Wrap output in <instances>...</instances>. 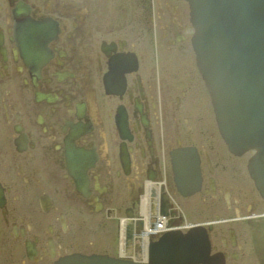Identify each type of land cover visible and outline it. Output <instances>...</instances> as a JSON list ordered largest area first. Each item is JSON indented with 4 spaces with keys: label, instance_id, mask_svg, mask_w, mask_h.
Returning <instances> with one entry per match:
<instances>
[{
    "label": "flooded vegetation",
    "instance_id": "obj_1",
    "mask_svg": "<svg viewBox=\"0 0 264 264\" xmlns=\"http://www.w3.org/2000/svg\"><path fill=\"white\" fill-rule=\"evenodd\" d=\"M100 1L0 0V264H54L73 254L113 252L117 219L140 218L145 181L164 175L162 156L178 146L198 155L200 197L220 219L213 227L220 264H264V199L254 184L224 185L218 177L221 168L230 170L228 158L250 183L252 153L235 155L222 139L196 65L191 24L189 40L180 29L168 38L180 45L179 55L163 61L157 39L147 66L138 41L116 34L125 12L119 28L102 24L110 5ZM124 1L138 7L129 24L139 34L156 33L162 14L159 25L172 34L170 0ZM116 55L120 66L111 64ZM182 59V75L160 72ZM168 176V211L182 224L190 197L171 171ZM222 202L235 212L226 219ZM221 223L228 224L217 228ZM101 238L109 247L98 251Z\"/></svg>",
    "mask_w": 264,
    "mask_h": 264
},
{
    "label": "water",
    "instance_id": "obj_2",
    "mask_svg": "<svg viewBox=\"0 0 264 264\" xmlns=\"http://www.w3.org/2000/svg\"><path fill=\"white\" fill-rule=\"evenodd\" d=\"M191 3L196 7L192 22L195 41L201 49L199 63L213 94L223 137L236 154L256 150L249 170L264 197V0H192ZM121 61L122 56L116 55L111 64L120 66ZM226 74L231 75V80ZM188 157L185 164L175 162L177 181L187 195L200 189L196 179L199 160L195 153ZM199 230L193 229L185 236L178 232L164 236L151 247L149 264L198 261L203 252H209L206 237ZM194 238H199L201 245ZM207 263L214 264L215 260L211 258ZM59 264L142 263L94 254L69 257Z\"/></svg>",
    "mask_w": 264,
    "mask_h": 264
},
{
    "label": "rangeland",
    "instance_id": "obj_3",
    "mask_svg": "<svg viewBox=\"0 0 264 264\" xmlns=\"http://www.w3.org/2000/svg\"><path fill=\"white\" fill-rule=\"evenodd\" d=\"M103 1L105 4V7H103ZM100 1V4L103 8H106L108 3H109V11H103L104 14L106 15V13L109 12L108 15H106V17L108 16V20H106V17L104 18H100L99 22H101L102 24H107L110 27H116L119 28L121 25V19L124 20V17L121 18L120 12L122 9V13L125 12L126 15V21L124 23V27H122V29H120L118 32H116V34L118 36H122L124 38L130 37L132 39H135L138 41V49L142 51V55L144 58V62L145 65L149 66L150 64V58L152 55L153 48L156 49V40L158 39L159 44L162 45L163 47H161V49L164 48V60L163 61H167V58H173V54L174 56L176 54L179 55V53H177L176 51L179 49L180 45H176L173 46L171 44V41L169 42L168 38H173V34L174 31L177 29H180L181 31H183L185 34H187L188 36V40H189V36L191 35V29H190V21H189V17H188V13H189V7L187 6L185 0H170L168 1V5H166V7L168 8L167 10V15H168V22L166 24V26L168 27V31H172L171 35L166 36L165 33V28L164 26H160L159 24H163L161 23L163 20V14L159 17V23L157 26V32L154 34H148L146 31H142L139 34V31L136 30L135 28V23L133 22L132 24H129L130 22L133 21V17L135 13H138V7L136 6V10L135 6L131 3H126L127 1L124 0H103ZM123 1V3H122ZM114 4H117L118 6H113ZM126 4V6H124ZM174 5L176 6V17L178 22L177 23H173V20H171V18L173 19V13H172V9L174 8ZM115 8L118 11H114L113 8ZM100 9V7H99ZM89 12H90V8H89ZM102 12V14H103ZM122 20V23H123ZM172 23V24H170ZM129 39V38H128ZM177 49V50H176ZM181 62V64H180ZM183 59L179 61V63H175V65L171 64L169 65V68L171 69L170 71H164V68H160L161 65H159L160 68V72L164 73H168V74H172L173 76H177L178 74L182 75L184 72V69L186 68V66H184V64L182 63ZM180 64V65H179ZM146 70V69H145ZM185 113V112H184ZM186 118H188V115L185 116ZM185 127V125L183 126V128ZM190 130V129H189ZM191 133H193V137L198 139L201 138L202 135L196 130V129H192L190 130ZM224 143H223V147H224ZM225 151L223 150V154L226 156L227 155L224 153ZM226 158H223L224 161H226ZM227 161L229 162L230 165V170H223V168H221V171L219 172V179L221 181L222 184L224 185H235L237 184H246V185H252V180L250 181V183H248L249 179L247 177V175H243L241 173V171L237 168L234 167V165L236 166V162H233L231 160H229L227 158ZM224 201V200H223ZM186 205L189 209V213L187 215V219H189V223L190 224H195V223H202V222H206V221H211L215 219V211L213 206H209L210 204H208L205 200H203L200 197V193L192 196L190 198H187V200H185ZM218 204V202H217ZM223 204V205H222ZM221 206L218 208L219 210H223V213H221L223 218H228L230 215L234 214V210H230L227 208L226 203L222 202ZM185 205V207H186ZM186 207V208H187ZM206 208L207 210H205V214H203V209ZM218 211V210H217ZM102 215L96 216V218H94V224L93 226L96 225V223L98 222V217H101ZM111 225L112 223L109 222ZM228 223H221V224H216V227L220 229V227L227 225ZM104 227H101V229H103ZM98 235H104V233L99 232ZM95 239H98V236L94 235L93 236ZM102 239V238H101ZM109 239V237H108ZM104 243V245L100 246L97 248L98 251L101 250V248H108L109 245L106 242V239H102ZM101 240V241H102ZM100 245V244H98ZM92 246H97V245H92L90 244V247ZM92 251V250H90Z\"/></svg>",
    "mask_w": 264,
    "mask_h": 264
},
{
    "label": "bare ground",
    "instance_id": "obj_4",
    "mask_svg": "<svg viewBox=\"0 0 264 264\" xmlns=\"http://www.w3.org/2000/svg\"><path fill=\"white\" fill-rule=\"evenodd\" d=\"M190 13V10H189ZM179 147V146H178ZM175 147L171 152L169 151L167 154H165V157L162 156V169L165 172L161 178L158 179H151L152 181H145L144 183V190L145 193L141 196V204H140V211L142 215L140 218L138 216H129L124 214L123 216H120V218L117 219V224L119 227L118 234H116V238L119 242V249L117 250V253L120 254V257H123L124 254H126L128 257H131L132 259L138 261V262H144L147 263L150 259L148 256L149 252V242L150 238L153 236L154 233L159 232L161 230H165V228L168 227V221H166V218L160 214H158V223L155 225L154 228H151L149 225V219L155 218L154 215L151 214L150 208L153 207L152 199V188H155L156 195H157V206L159 209L160 200L163 202L161 203L162 206H165L168 203L169 195L168 193V171H171V178L174 177L175 183L178 185V181L176 178V175L172 171V166L178 161H182L183 156H186V153L189 151L188 146H184L181 148ZM195 152V149L193 150ZM174 155V156H173ZM191 155V153H190ZM175 166V165H174ZM197 166L199 168L198 171V178L201 179L202 176V170L200 167V162L197 163ZM91 169V166H90ZM167 174V175H166ZM215 179V178H214ZM202 182H203V176L202 181L200 184V189L194 192V194H189L187 197H192L194 195H197L202 190ZM213 184V179L211 181ZM166 193H163V192ZM182 194H185L183 191H181ZM151 215V218H150ZM238 215H240V212H238ZM118 217V215H117ZM174 217H177V214L174 215ZM220 220V219H219ZM211 224L214 225V221H211ZM194 227L198 225V223L192 224ZM189 226L188 228H190ZM143 230V231H142ZM139 232L137 234L136 232ZM142 231V232H141ZM235 230L232 228L230 230V233H233ZM130 239L131 246H128L124 240ZM233 241L235 242V237L232 236ZM103 242V240H102ZM142 245L141 252H137V247ZM91 254V253H90ZM224 264V262H222Z\"/></svg>",
    "mask_w": 264,
    "mask_h": 264
}]
</instances>
